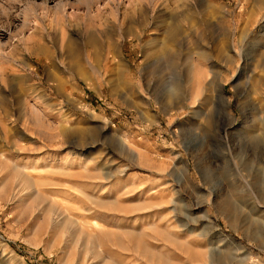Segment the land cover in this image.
<instances>
[{
    "label": "rangeland",
    "instance_id": "rangeland-1",
    "mask_svg": "<svg viewBox=\"0 0 264 264\" xmlns=\"http://www.w3.org/2000/svg\"><path fill=\"white\" fill-rule=\"evenodd\" d=\"M0 264H264V0H0Z\"/></svg>",
    "mask_w": 264,
    "mask_h": 264
},
{
    "label": "bare ground",
    "instance_id": "bare-ground-1",
    "mask_svg": "<svg viewBox=\"0 0 264 264\" xmlns=\"http://www.w3.org/2000/svg\"><path fill=\"white\" fill-rule=\"evenodd\" d=\"M188 7V6H187ZM179 7H177V9H178ZM185 15H182V16H180V17H184ZM167 19H169V18H165L164 19V23L166 24L167 23ZM178 19H179V17L177 18V19H173V18H171V23L169 24V23H167L169 26H167V31H166V35L168 36V38L171 40V42L172 41H174L175 40V38H177V35H179V33H180V28H179V21H178ZM131 22H132V20L130 21V24H131ZM166 24V25H167ZM165 25V26H166ZM130 29V28H129ZM94 37H93V35H91L90 37H88V45H91V44H93V42H94ZM76 52V51H75ZM71 53V52H70ZM165 55V57H166V63L168 64L167 66L169 67V68H172V67H175V58L177 57H174V55H173V53H164ZM78 56L80 57L79 58V60H81V53L78 51ZM160 58H162V57H160ZM160 61H161V59H160ZM157 62H158V60H157ZM117 64H119V63H117ZM159 65V64H158ZM163 65V64H162ZM75 66H77L76 64H75ZM122 65H120L119 64V67H121ZM161 67V66H160ZM163 67V66H162ZM166 67V66H165ZM78 70V69H77ZM82 71V70H81ZM83 79H85V80H87L88 79V77H86V76H83ZM233 205V204H232ZM231 204H229V203H227L226 204V207H225V210L224 211H226V213H228V214H231L234 210H235V206L233 207ZM237 208V207H236Z\"/></svg>",
    "mask_w": 264,
    "mask_h": 264
}]
</instances>
